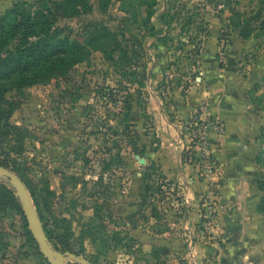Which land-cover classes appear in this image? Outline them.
<instances>
[{
  "label": "rangeland",
  "instance_id": "374dc122",
  "mask_svg": "<svg viewBox=\"0 0 264 264\" xmlns=\"http://www.w3.org/2000/svg\"><path fill=\"white\" fill-rule=\"evenodd\" d=\"M18 1L0 0V17ZM22 1L33 8L39 5L37 0ZM89 5V10L62 18L56 26L79 40L91 24L108 26L134 54L126 68L142 72L143 84L129 81L102 51L92 50L85 62L63 76L9 90L6 97L15 104L11 121L27 134L22 154L12 155L18 158L25 185L40 189L47 183L54 190L53 211L72 223V252L84 248L81 255L89 264H234L225 249V235L217 231L220 179L209 178L220 177L215 149L212 146L211 165L217 168L213 174L204 164L186 161L181 151L183 165L209 186L201 197L200 221L190 232L184 183L167 177L157 165L161 138L151 112L157 110V95L170 119L175 91L208 93L212 86L230 90L241 82L239 91L262 112L255 179L264 181V29H254L244 39L241 27L235 26L245 20L244 14L262 10L264 18V0H157L151 23L141 0H113L106 11L99 0H89ZM213 31L218 34L210 47ZM213 48V59L201 62L205 50ZM120 83L134 96L131 116L140 154L129 139L114 133L121 127L113 114L121 112L123 103H114L108 92ZM209 118L224 124L218 114H208L207 123ZM178 143L183 150L182 141ZM0 184L11 187L6 177H0ZM83 229L90 230V237L81 241ZM0 264H48L29 241L22 214L9 206H0Z\"/></svg>",
  "mask_w": 264,
  "mask_h": 264
},
{
  "label": "trees",
  "instance_id": "16d2710c",
  "mask_svg": "<svg viewBox=\"0 0 264 264\" xmlns=\"http://www.w3.org/2000/svg\"><path fill=\"white\" fill-rule=\"evenodd\" d=\"M37 1L39 5L33 8L32 4L19 0L0 17V165L17 173L25 184L27 183L23 178L18 158L12 155L13 153L22 154L27 134L21 126L11 121L15 104L6 97L9 90L21 89L35 83H45L63 76L74 66L85 62L92 50L102 51L107 60L122 69L123 73L131 79L129 81L139 85L143 84L142 72L137 69L128 72V68H126L132 64L134 54L131 55L130 50L118 40L117 34L111 31L108 26L101 23L91 24L82 40L72 39L70 34H63L64 30L56 26L62 18L78 14L82 10H89V0ZM112 1L99 0L101 10L106 11ZM156 1L141 0L142 4L147 5L148 23H151ZM236 15L239 18L242 17L240 12H236ZM244 16L246 17L244 21L239 20L235 23L236 27H241L240 36L242 38L249 39L254 29H264L262 10L254 15L244 14ZM255 22L257 24H253ZM153 31L154 27L151 28L152 34ZM133 77L134 80H132ZM108 95L114 103H123L121 112L113 114L118 128L121 127L120 132L114 129V133H120V137L129 139L128 143L133 146L135 153H143V149L136 146L139 134L135 130L134 120L131 116L134 96L130 87L120 83L117 88L110 87ZM114 155L119 156V153ZM113 157L110 156L109 159L113 161ZM107 159L105 158L104 161L107 162ZM109 162L105 168L111 164ZM257 162H260L259 158H257ZM257 185L261 190H264V181L257 179ZM10 186L8 188L0 184V206H9L22 214L29 241L39 251L28 228L20 200L16 196V190L11 183ZM26 186L38 209L45 232L54 247L63 252H72L71 240L74 237L72 223L69 219L60 217L53 211L54 190L47 183L40 189L30 185ZM260 209L264 212V199ZM89 233L90 230L83 229L80 235L81 241L90 237ZM84 250L81 248L80 253L76 254L81 255ZM39 253L44 257L40 251ZM44 259L48 263L45 257Z\"/></svg>",
  "mask_w": 264,
  "mask_h": 264
},
{
  "label": "crops",
  "instance_id": "0c3cea01",
  "mask_svg": "<svg viewBox=\"0 0 264 264\" xmlns=\"http://www.w3.org/2000/svg\"><path fill=\"white\" fill-rule=\"evenodd\" d=\"M217 34L213 31L208 39V46L213 45L212 41L216 40ZM215 51L214 48L205 50L201 62L207 57L212 60ZM237 51L242 53V48ZM209 69L213 70V67L209 66ZM204 78L207 82L208 78ZM240 84L241 82L232 85L230 90H225L216 83L215 86L219 88L212 86L211 94L204 92L183 95L180 91H175L174 110L171 111L173 115L170 119L163 101L157 95V110L151 112L161 138V146L157 150V165L167 177L183 181L189 207L185 221L189 224L188 230L195 231L194 223H199L203 213L201 197L209 186L208 181L196 178L190 167L181 162L182 150L178 139L181 141L182 124L196 105L204 104L206 117L208 114H218L223 120L224 131L219 133L213 130L214 121L210 118L208 123V133L221 170L220 177L215 174L209 177L210 181L220 179L216 185L222 204L218 211L217 231L225 235V249L234 259V264H264V212L260 209L264 190L258 187L255 179L260 151L257 137L262 112L256 111V105L248 100L249 96L245 95V91H239ZM205 95L210 97L206 98ZM202 99H205L204 102ZM195 249H199L198 245H195ZM216 259H219L218 256Z\"/></svg>",
  "mask_w": 264,
  "mask_h": 264
},
{
  "label": "water",
  "instance_id": "95a60500",
  "mask_svg": "<svg viewBox=\"0 0 264 264\" xmlns=\"http://www.w3.org/2000/svg\"><path fill=\"white\" fill-rule=\"evenodd\" d=\"M141 164L146 163L145 158H139ZM0 177H6L16 190V196L19 198L22 210L26 217L28 228L35 239L39 251L46 258L49 264H71L77 261L80 264H89V261L82 255L75 252L61 251L54 247L47 236L44 224L39 216L38 209L31 197V194L20 178V176L9 168L0 165Z\"/></svg>",
  "mask_w": 264,
  "mask_h": 264
},
{
  "label": "built area",
  "instance_id": "2783aa9c",
  "mask_svg": "<svg viewBox=\"0 0 264 264\" xmlns=\"http://www.w3.org/2000/svg\"><path fill=\"white\" fill-rule=\"evenodd\" d=\"M214 130L223 131V124L214 121ZM183 158L186 161L204 164L209 167V172L214 173L211 158L212 142L208 133L206 110L203 106H196L190 116L182 124Z\"/></svg>",
  "mask_w": 264,
  "mask_h": 264
}]
</instances>
